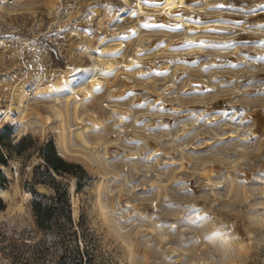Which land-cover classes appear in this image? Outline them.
<instances>
[{
  "label": "rangeland",
  "instance_id": "obj_1",
  "mask_svg": "<svg viewBox=\"0 0 264 264\" xmlns=\"http://www.w3.org/2000/svg\"><path fill=\"white\" fill-rule=\"evenodd\" d=\"M165 1L0 0V132L35 143L0 167L2 264L55 240L50 140L89 174L56 177L88 263L264 264V0Z\"/></svg>",
  "mask_w": 264,
  "mask_h": 264
},
{
  "label": "trees",
  "instance_id": "obj_2",
  "mask_svg": "<svg viewBox=\"0 0 264 264\" xmlns=\"http://www.w3.org/2000/svg\"><path fill=\"white\" fill-rule=\"evenodd\" d=\"M13 127L7 125L0 132V167H7L11 156H23L34 146V139L30 135L22 136L19 140L11 137ZM38 157L42 164L34 168V184H43L53 190L47 196L40 194L32 186L29 192L33 198L32 211L40 231L51 233L55 240L46 242L41 240L26 246L32 252L31 261L26 264H90L78 244L77 231L74 229L70 192L67 185L56 180L57 176H70L78 181L77 188L81 189L88 183L89 174L78 163L69 162L63 158L53 140L43 143L38 149ZM0 181L7 179L0 173ZM6 208L5 202L0 198V212ZM52 255V259H48ZM17 260L19 258L15 257ZM13 259L12 264H20ZM86 261V263H85ZM0 264L2 260L0 258Z\"/></svg>",
  "mask_w": 264,
  "mask_h": 264
},
{
  "label": "bare ground",
  "instance_id": "obj_3",
  "mask_svg": "<svg viewBox=\"0 0 264 264\" xmlns=\"http://www.w3.org/2000/svg\"><path fill=\"white\" fill-rule=\"evenodd\" d=\"M178 4H183V0H166L165 1V4L164 6L166 8L169 9H172V8H176V6L178 7ZM25 94V90H24V87H17L16 90H15V94H14V102L16 103V109H21L22 107V99H23V96ZM14 108V109H15ZM0 122H1V119H0ZM3 194H5L6 192H2Z\"/></svg>",
  "mask_w": 264,
  "mask_h": 264
}]
</instances>
